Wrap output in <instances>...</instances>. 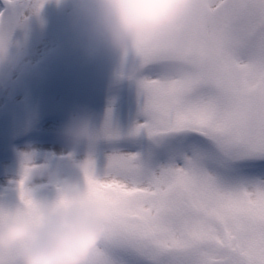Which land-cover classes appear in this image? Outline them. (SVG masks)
I'll return each mask as SVG.
<instances>
[{
    "label": "snow or ice",
    "instance_id": "1",
    "mask_svg": "<svg viewBox=\"0 0 264 264\" xmlns=\"http://www.w3.org/2000/svg\"><path fill=\"white\" fill-rule=\"evenodd\" d=\"M45 3L4 0L0 38ZM115 77L134 86L135 113L121 126L109 107L78 160L112 220L87 264H264V0H189ZM20 163L7 205L34 211L26 174L46 166L32 153Z\"/></svg>",
    "mask_w": 264,
    "mask_h": 264
},
{
    "label": "clouds",
    "instance_id": "2",
    "mask_svg": "<svg viewBox=\"0 0 264 264\" xmlns=\"http://www.w3.org/2000/svg\"><path fill=\"white\" fill-rule=\"evenodd\" d=\"M77 17L86 23L89 50L104 48L118 58L143 35L171 24L189 0H71ZM26 31V28L22 29ZM26 56V40L0 38V87L6 86ZM96 128L86 111L70 115L59 136L70 149L65 164L78 172L74 153L93 143ZM52 184L54 198H37L41 185ZM34 211L21 201L0 205V254L13 253L15 264H87L103 232L112 230L110 212L89 195L79 177L45 167L29 169L25 179Z\"/></svg>",
    "mask_w": 264,
    "mask_h": 264
},
{
    "label": "rangeland",
    "instance_id": "3",
    "mask_svg": "<svg viewBox=\"0 0 264 264\" xmlns=\"http://www.w3.org/2000/svg\"><path fill=\"white\" fill-rule=\"evenodd\" d=\"M86 27L85 21L76 16L71 0H47L39 15L29 18L26 31H16L14 39L23 37L26 40L24 61L28 63L17 76L21 87L17 88L16 101L0 107V150L7 148L46 115L55 114L68 121L70 115L86 111L95 128L100 127L109 107L114 123L121 126L134 115V86L126 80L117 82L115 77L119 58L104 48L89 50ZM45 38L59 42L57 51L46 57L39 51L44 47ZM117 83L129 84L131 91L127 87L121 105H104L107 91ZM48 164L52 170L62 166L61 161L54 159ZM67 173L73 179L80 177L78 172L70 169ZM44 190L49 199L56 195V190L49 188L39 191ZM15 198L10 195L0 202L12 204Z\"/></svg>",
    "mask_w": 264,
    "mask_h": 264
},
{
    "label": "bare ground",
    "instance_id": "4",
    "mask_svg": "<svg viewBox=\"0 0 264 264\" xmlns=\"http://www.w3.org/2000/svg\"><path fill=\"white\" fill-rule=\"evenodd\" d=\"M50 42L52 41L45 38V40L43 41V46H47L48 43L50 44ZM39 51L41 54H43L47 53L48 49L39 48ZM47 55H49V53L45 54V56ZM26 63L27 61L22 62L21 66L13 73L7 85L0 87V103L7 105L9 102L13 101V94L15 93L16 88L20 86L16 80V77L17 75H19L20 71ZM126 90L127 86L125 85H116L113 88L109 89L107 95L103 99L104 105H121L126 97ZM54 115L55 114H52L50 118L46 119V127H44L43 124H39L38 127H35L33 130L23 133L21 138L11 144V148L16 149L14 153H11L12 160H5L2 162L0 160V200L3 197L15 195V185L13 182L18 180L20 176L21 170L19 171L17 167L21 164V153H32L33 158L38 157L39 155H46L49 158H53L55 162H62L61 168L55 171L59 172L62 175L69 171V168H67L65 164V159L63 158L70 151V149L65 144H60L55 140V137L60 131L63 123L59 120V118H61L60 116L55 117ZM74 155L77 160H81L84 158L85 150L83 148L78 149L74 153ZM36 182L41 185L40 189L49 188L56 190L55 186L52 184H48L43 181Z\"/></svg>",
    "mask_w": 264,
    "mask_h": 264
}]
</instances>
